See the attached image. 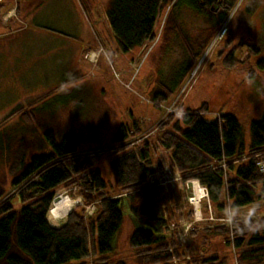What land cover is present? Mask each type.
Wrapping results in <instances>:
<instances>
[{
    "label": "trees",
    "instance_id": "trees-1",
    "mask_svg": "<svg viewBox=\"0 0 264 264\" xmlns=\"http://www.w3.org/2000/svg\"><path fill=\"white\" fill-rule=\"evenodd\" d=\"M236 3L237 0H107L104 9L110 31L125 54L155 39L161 12L167 13L162 36L166 43L183 36L182 9L188 8L210 21L194 46L185 42L187 58L179 66L177 80L165 83L159 78L147 94L152 104L160 107L181 89ZM233 43L231 34L224 44L230 47ZM243 46L249 48V58L259 52L246 41L235 45L222 61L225 68L233 70L242 64L236 53ZM257 65L264 69L263 60ZM209 111L205 103L198 109L186 110L180 117L171 116L161 124L155 141L140 144V156L129 150L134 149L129 145L120 147L107 161L112 184L95 166L97 156L76 155L81 150L79 136L67 134L57 140L49 131L48 141L41 142L27 134L5 136L0 140V264H129L127 259L115 257V241L122 234L126 211L134 219L144 220V227L137 228L129 239L135 264H231L229 254L211 250L213 236L226 242L228 249L233 240L239 264H264V228L255 232L245 229L242 233L224 226L193 229L185 244L177 237H168L165 212L167 205L178 204L175 191L144 185L149 166L157 164L162 168L154 158L160 147L171 152L172 164L183 181L197 179L207 188L217 211L224 209L225 192L231 207L238 209L264 198V179L258 167L260 161L264 162V108L260 119L250 122L248 140L234 113L220 111V118L208 119L205 113ZM130 129L142 133L140 119L134 118ZM128 136L122 125L113 144ZM141 160H147V164ZM110 185L120 194H127L126 199L109 197ZM61 187L78 189L75 193L84 196L85 205L77 206L60 228H53L48 212ZM93 191H98L100 204L96 214L88 216L85 209L95 200ZM14 198L20 200L19 208H15ZM257 223H264V218Z\"/></svg>",
    "mask_w": 264,
    "mask_h": 264
},
{
    "label": "rangeland",
    "instance_id": "rangeland-1",
    "mask_svg": "<svg viewBox=\"0 0 264 264\" xmlns=\"http://www.w3.org/2000/svg\"><path fill=\"white\" fill-rule=\"evenodd\" d=\"M106 1L78 0L76 4L84 24L88 27L85 19L86 12L96 33L95 37L106 43L108 52L117 53V58L114 61L111 59V63L105 61L102 57L99 58L96 65L87 60L92 68L97 67L99 64L100 69L98 67V71L107 70L105 74L109 76L111 81L94 80L95 85L88 87L93 91V95L91 94L92 91L86 87L83 90L86 92L85 97L76 95V90L63 89L53 97L51 102L52 112L45 113L43 112L45 105L43 103H36L33 106L23 103L19 108L16 105L18 99L17 95L14 94L15 89H10L5 80H0V140L4 139L5 136H24L27 134L35 138L36 142H41V139L47 140L46 133L51 131L57 140H61L67 134L79 136L81 152L100 150V148L114 145L113 138L122 125L125 126L124 128L129 135L127 140L132 137L131 135H139L136 134L134 129H130L134 118L140 119L142 131H152L161 119L164 118L167 121L171 116L180 117L181 115H177L178 111H182L183 115L186 110L198 109L205 103L208 104L210 110L205 113L208 119L214 118L217 114H220V111L234 113L241 121L244 128V137L248 140L249 124L252 120L260 119V110L264 108V69H260L257 65L260 60L264 61V0H243V6L239 14L233 15V18H228L229 20L224 23L209 44L197 66L192 69L185 79L181 89L169 103L165 104L166 107H171L173 110L168 116H164L165 110L161 107L146 102V100H149L147 94L153 89L156 80L159 78L165 83H169L172 79L177 80L179 66L187 58L184 48L185 42L194 46L195 41L208 29L210 21L206 17L184 8L180 14L183 36L175 37L166 43L162 36L167 13L161 12L154 30L155 39L148 41L140 49L129 52L125 58H121L118 47H114L115 44L112 42L115 39L110 31L104 9ZM19 2L20 0L18 5ZM9 3L10 5H4L5 10L7 9L6 12H4V7L0 5L2 23L6 24L15 19L14 25L20 24L14 3L11 1ZM88 30L89 32L92 31L90 26ZM231 34L234 35V43L230 47H225L224 41ZM245 41L247 44L255 46L259 50L258 54L251 55L249 58V48L243 46L242 51L236 53V59L240 60L242 64L233 70L225 68L222 63L223 59L232 47L243 44ZM221 51L222 54H220ZM93 72L90 73L89 77L95 78L97 76L96 70H93ZM159 73L162 77L158 76ZM251 73H253V78H250ZM127 85L129 88H127ZM18 108H22L24 112H20ZM46 118L50 119L49 125L45 124ZM159 132L158 129L152 135V139L156 140ZM146 139L141 137L140 142ZM108 157L110 156L101 155L93 158L95 159V166L102 170L104 178L112 184L113 179L109 174L107 164ZM149 168L154 171L152 166H149ZM185 182L183 181L184 187L177 185V189H181L182 191H179L183 195H175L178 204L181 206L184 203V198L192 194L191 186L190 190H187ZM77 190L74 187L70 189L61 187L56 190L55 196L59 198L61 195L67 194L71 197L82 196L84 198L83 195L75 193ZM197 193H199L198 189ZM91 195L95 197L94 202H98L97 206H99V193L93 191ZM107 195L113 199H126L125 195L120 194L113 185ZM84 201L85 198L78 206H84ZM13 202L15 208L20 207L19 199L14 198ZM185 203H187V200ZM215 209L212 205L211 210L214 211ZM209 211L208 209V213ZM258 211L264 210L261 208ZM125 215L122 234L115 241L117 247L115 257L125 258L129 264H135L133 254L129 248V239L137 228L144 227V220L134 219L128 211ZM205 215L206 213L203 211V217ZM220 217H223V214ZM64 223H61L58 227H61ZM49 224L53 226L51 222ZM211 239L214 243V247L211 248L212 251L220 250L230 256V250L225 247L226 244L221 241L219 236H213Z\"/></svg>",
    "mask_w": 264,
    "mask_h": 264
},
{
    "label": "crops",
    "instance_id": "crops-1",
    "mask_svg": "<svg viewBox=\"0 0 264 264\" xmlns=\"http://www.w3.org/2000/svg\"><path fill=\"white\" fill-rule=\"evenodd\" d=\"M76 3L77 0H20L16 11L20 24L14 25L15 19L4 24L0 17V80L15 89L19 108L23 103H43V112L51 113L53 97L61 90L73 89L76 95L84 96V88L90 90L94 80L111 81L105 72L98 71L99 64L92 68L84 58L97 43ZM112 42L121 58H125L118 42ZM93 70L95 78L89 77ZM49 121L46 118L45 124L49 125Z\"/></svg>",
    "mask_w": 264,
    "mask_h": 264
},
{
    "label": "built area",
    "instance_id": "built-area-1",
    "mask_svg": "<svg viewBox=\"0 0 264 264\" xmlns=\"http://www.w3.org/2000/svg\"><path fill=\"white\" fill-rule=\"evenodd\" d=\"M6 1H11L16 6L19 0H0V4L5 3ZM87 16H88V14L85 12V19L87 21L88 27L90 26V28L92 29V31L90 30V33L92 36H94V38L96 39V41L99 45V51L98 52H100V58L102 57L105 60H107L109 63H111V59L114 61L117 58V53L115 52L116 54H113V53L108 52L107 47L105 45L106 43L104 41L102 42L101 40H99L98 37H95L96 33L92 27L93 25L90 23ZM90 52H92V51H90ZM87 55L88 54L86 53L84 58L86 60H88L89 62H91L87 58ZM91 63H93V62H91ZM97 63H98V61L95 62L94 64L96 65ZM127 88H129L128 85H127ZM146 102L148 104H152V102L149 100H146ZM160 107L163 110H165L164 116L170 115V113H172V111H173L171 109V107H164V106H160ZM215 117L220 118V114H217V116H215ZM165 122H166V119L163 118L160 121H158L157 125L153 128L152 131H143L139 135H135V134H134V136L131 135L132 137H130L129 140H125V142L128 143L131 147H133L135 149V151L138 153V155L140 156V154H139L140 148H141L140 143H139L140 138L145 137L148 140L149 139L151 140L152 135L155 132H157L159 129V126ZM122 146H125V145L122 143L114 144L110 147H106L103 149L100 148V150L98 149V150L81 152L78 155L81 157H95L97 155H103V154L115 152ZM154 158L157 162L162 164V168L159 169L157 167V164L152 165L154 171L150 170V173H149L147 180L144 183V185L153 186L155 184H158L159 186L164 187L165 190H167V189L174 190L176 192V194H175L176 196L182 194L179 191L181 189H177V185L178 186L180 185V187L181 186L184 187L183 186V180H182V177L179 174V172L176 170V168L172 164L173 161H172L171 152L169 150H165V149L158 147L157 152L154 155ZM139 159H141V158L139 157ZM220 167H222L223 170L226 171V165L225 164H222ZM262 172L264 173V166L262 167ZM184 184H185V187L187 188V190H190V186H191L192 194L189 197L184 198V203L182 206L180 204L171 203V204L167 205V207H166L165 219L168 221V237H177V239H179V241L182 244H185L188 241V234L193 229L198 230V229H203V227L214 228V227H219V226L223 227L224 226V227H227V228L232 230V228L228 227L226 224H224L222 222L224 219L226 210L231 207L230 202L226 198V192L224 193L225 203H224L223 211L220 212V211H217L216 209L214 211H212L211 210L212 205L210 202L209 192H208L206 187L202 186L196 180H187ZM197 189L199 190V193H197ZM124 195L126 197V194H124ZM168 197H170V196L168 195ZM196 197H199L198 203H199V206L201 209L202 217H203V211H205V213H206L205 217H203L200 222H194V212H195L196 203H197V201L195 200ZM186 200H187V203H185ZM91 204H95V209H97L98 202L95 201ZM254 206H259L257 209V213H258L257 218L254 220V222L257 223L258 221H260L261 219L264 218V211H258L261 208L264 210V201H262L260 203L250 204L249 206L245 207L246 210L243 213H247V211L250 210L251 208H253ZM208 209L210 210L209 213H208ZM85 213L88 216L94 215V213L89 214V212L87 210V206L85 209ZM220 213L223 214V217L219 216ZM204 222H206V223L204 225H202ZM189 223L192 224V227L187 228L186 225ZM230 242H231V245H230L229 250H230V256H231V264H239V261H238L239 255H238V253L234 247L233 240H231ZM170 250H171V252H173L172 248ZM188 259H189V256H188Z\"/></svg>",
    "mask_w": 264,
    "mask_h": 264
},
{
    "label": "clouds",
    "instance_id": "clouds-1",
    "mask_svg": "<svg viewBox=\"0 0 264 264\" xmlns=\"http://www.w3.org/2000/svg\"><path fill=\"white\" fill-rule=\"evenodd\" d=\"M243 6V0H237V3L234 5L233 13L229 15L230 18H233V15H238ZM87 58L95 63L100 58V52L92 51L89 52ZM177 115H182V111H178ZM82 196L71 197L67 194L61 195L59 198L54 196L52 201V207L55 211L49 213V218L52 223L59 225L60 223L66 222L69 214L73 211L75 207L80 205L83 202ZM196 209L194 212V222H200L202 220V213L198 203L199 197H196ZM259 206H254L247 213H242L240 209L230 207L226 210L223 223L230 228H235L237 232L242 233L245 229L249 231H258L261 228H264V223H255L254 220L257 218V209ZM87 210L89 214L95 212V204H88ZM187 228L192 227V224L189 223L186 225Z\"/></svg>",
    "mask_w": 264,
    "mask_h": 264
},
{
    "label": "bare ground",
    "instance_id": "bare-ground-1",
    "mask_svg": "<svg viewBox=\"0 0 264 264\" xmlns=\"http://www.w3.org/2000/svg\"><path fill=\"white\" fill-rule=\"evenodd\" d=\"M94 37V36H93ZM95 42L97 43V41H96V39H95ZM90 51H99V45H98V43H97V47L96 48H94V49H92V50H90ZM105 60V59H104ZM106 61V60H105ZM105 64H106V62H105ZM109 65V64H108ZM165 104H167V103H165ZM165 104H161V106H164V107H166L165 106ZM142 142V143H141ZM140 142V144L142 145H144V143L145 142H148V139H146V140H142ZM120 143H122V144H124L125 146H128L129 144L128 143H126L125 141H121ZM130 146V145H129ZM134 152H135V150H133ZM81 152V150L78 152V153H80ZM115 152H117V151H115ZM115 152H112V153H108V154H103V156H105V155H108V156H111V155H113ZM77 153V154H78ZM97 156H101V155H97ZM93 158V157H92ZM172 161H173V158H172ZM142 163H143V165H145V164H147V160H144V162L142 161ZM149 165V164H148ZM264 166V162H262V161H260L259 163H258V167H259V171H260V173H261V175H262V177H263V179H264V173L262 172V167ZM224 172H226V171H224ZM192 180H196V181H198L197 179H192ZM199 182V181H198ZM200 183V182H199ZM158 187H162V186H159V185H157ZM227 188V189H226ZM226 188H225V190H228V185H226ZM96 192H98V191H96ZM262 201H264V198L263 199H261ZM260 200V201H261ZM255 203H259V201H257V202H255ZM245 207H247V206H245ZM245 207H242V208H239L240 210H241V212L243 213L245 210H246V208ZM50 210L51 211H55L54 210V208L52 207V205H51V208H50ZM50 210H49V212H48V220H49V222H51V220H50V218H49V213H50ZM51 224L53 225V226H55V227H58L59 225H57V224H54V223H52L51 222Z\"/></svg>",
    "mask_w": 264,
    "mask_h": 264
},
{
    "label": "water",
    "instance_id": "water-1",
    "mask_svg": "<svg viewBox=\"0 0 264 264\" xmlns=\"http://www.w3.org/2000/svg\"><path fill=\"white\" fill-rule=\"evenodd\" d=\"M229 19H230V17H229ZM229 19H228V20H229ZM52 227H53V226H52ZM53 228H60V227H53Z\"/></svg>",
    "mask_w": 264,
    "mask_h": 264
}]
</instances>
